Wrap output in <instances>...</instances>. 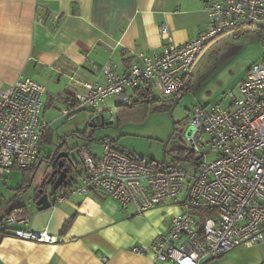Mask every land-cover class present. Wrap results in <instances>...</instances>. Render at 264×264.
Listing matches in <instances>:
<instances>
[{
    "label": "built area",
    "instance_id": "1",
    "mask_svg": "<svg viewBox=\"0 0 264 264\" xmlns=\"http://www.w3.org/2000/svg\"><path fill=\"white\" fill-rule=\"evenodd\" d=\"M205 10L206 27L186 42L173 43L168 27L160 24L165 40L160 52H137L140 63H132L123 75L102 65L105 84L74 80L79 88L61 114L96 110L113 96L129 105L138 97L136 90L144 88L150 98L175 97L211 40L242 25L264 26V0H205ZM43 93V84L28 76L0 89V175L26 168L40 155L49 125L42 115ZM182 130L187 133L172 138L182 139L194 162H141L110 141L103 143L100 155L78 145L80 181L59 187L50 205L91 191L122 207L133 204L138 213L164 201L178 202L182 209L149 246L156 260L172 264H210L236 246L264 244V59L253 62L220 102L193 106ZM27 223V215L1 216L0 242L9 236L40 244L62 241ZM132 251L142 254L146 249L133 246Z\"/></svg>",
    "mask_w": 264,
    "mask_h": 264
},
{
    "label": "crops",
    "instance_id": "2",
    "mask_svg": "<svg viewBox=\"0 0 264 264\" xmlns=\"http://www.w3.org/2000/svg\"><path fill=\"white\" fill-rule=\"evenodd\" d=\"M207 22L205 0H0V89L19 76L40 83L49 76L46 80L53 81L54 93L65 95L66 105L79 88L74 80L105 84L102 65L109 64L123 75L132 63H140L137 52H160L165 43L160 24L168 27L173 43L181 44ZM200 56L185 78L183 93L193 85L192 74ZM52 98L50 95V102ZM19 170L22 176L15 169L10 175L22 178L21 184H25L33 173L29 176L26 170ZM78 181L80 171L70 184ZM32 203L13 205H24L20 210L28 216L26 227L46 229L62 241L40 244L6 237L0 242V264H172L156 260L149 246L168 227L171 216L182 209L178 202L164 201L138 213L133 204L122 207L116 199L91 191L41 210L34 199ZM133 246L146 251L135 253ZM241 250L226 252L210 264L215 259L220 264L237 259ZM259 263L257 257L249 261Z\"/></svg>",
    "mask_w": 264,
    "mask_h": 264
},
{
    "label": "rangeland",
    "instance_id": "3",
    "mask_svg": "<svg viewBox=\"0 0 264 264\" xmlns=\"http://www.w3.org/2000/svg\"><path fill=\"white\" fill-rule=\"evenodd\" d=\"M231 31L218 35L210 41L200 56V63L193 71L194 82L186 93L180 97L160 98L154 104L139 101L133 105H124L116 96L107 98L97 106V110L83 109L69 116L61 114L65 108L63 97L54 93L53 81L46 76L40 80L44 86L42 96V115L53 132V142L65 141L66 148L84 145L89 152L100 153L103 143L112 142L146 161H170L165 149L183 146L182 139L172 141L175 133L185 135L184 129L190 119V110L197 104L210 105L221 101L222 93L231 88L253 62L264 59V26L242 25ZM57 87V86H56ZM56 90L58 88H55ZM53 92V94H52ZM152 94H155L152 92ZM52 96V102L49 96ZM137 99V98H136ZM152 98L146 96L144 100ZM135 100V99H134ZM97 111V112H96ZM83 137L77 132L83 133ZM56 144V145H57ZM54 145L43 142L40 158L52 150ZM82 167L80 161L74 171V177ZM47 166L44 161L37 164L31 180L22 185L23 179L5 173L0 175V213L16 203L33 204V189L46 176ZM22 176V171L15 169ZM18 173V174H19ZM71 181V180H70ZM242 249L237 259L230 258L225 264H249L255 257L264 260V244L253 246L239 245ZM212 264H220L218 259ZM213 262V261H212Z\"/></svg>",
    "mask_w": 264,
    "mask_h": 264
},
{
    "label": "water",
    "instance_id": "4",
    "mask_svg": "<svg viewBox=\"0 0 264 264\" xmlns=\"http://www.w3.org/2000/svg\"><path fill=\"white\" fill-rule=\"evenodd\" d=\"M172 141L177 140L172 138ZM56 144L57 143H53L52 145H54V147L52 150L37 162V164H39L41 161H44L47 166L46 171H48L44 177L45 182L42 183L43 179L33 189L32 197L38 210L50 206V198L59 187L71 185L70 180L74 178L75 167L81 161L77 152L78 145L73 149L66 148L64 139L57 145ZM60 148H62V150H59ZM37 164L35 165L34 171L37 168Z\"/></svg>",
    "mask_w": 264,
    "mask_h": 264
},
{
    "label": "trees",
    "instance_id": "5",
    "mask_svg": "<svg viewBox=\"0 0 264 264\" xmlns=\"http://www.w3.org/2000/svg\"><path fill=\"white\" fill-rule=\"evenodd\" d=\"M236 31H233V33L235 34ZM215 39V38H214ZM212 41V40H211ZM186 89V83L184 84V88H183V91ZM188 89V88H187ZM183 92L180 93V95L182 94ZM148 96V90L147 89H143L141 90V92L138 93V97L137 99H135L131 104L129 105H133L134 103H137L139 102L140 100L141 101H144V102H148V103H152L154 104L156 101H158V99H150V100H144L145 97ZM124 105H127V104H124ZM83 134H86V131H84L83 133H79L77 132V135L80 136V137H83ZM172 137V136H171ZM47 142L48 144L52 145L54 142H53V132H51V130L47 127L43 134H42V138H41V142L40 144L42 145L43 142ZM121 151L125 152L127 155H129L132 159L134 160H137V161H146L144 159L143 156H140V155H136L135 153H132L124 148H120ZM166 153H169L170 155V161L171 162H180V161H183V160H187V161H191V162H194L195 158H194V154L193 152L188 149L185 145L181 146V147H174V148H171L169 150L165 149V152H164V157H165V154ZM45 157V156H44ZM42 157V158H44ZM41 159L40 158V155L34 160V162L26 167V168H23L22 170H26L29 174V176L33 173V170L35 168V165L37 164V161ZM165 159V158H164ZM154 160H150L149 162H153ZM148 162V161H147ZM30 178V177H29ZM28 178V181L30 180ZM45 182V179L42 181V183ZM23 184L19 187V189H22L23 188ZM64 187V186H63ZM20 209H24V205H17V206H13L9 212H7V214H11V213H14V214H17V215H25V212L20 210ZM66 227V225H65Z\"/></svg>",
    "mask_w": 264,
    "mask_h": 264
},
{
    "label": "flooded vegetation",
    "instance_id": "6",
    "mask_svg": "<svg viewBox=\"0 0 264 264\" xmlns=\"http://www.w3.org/2000/svg\"><path fill=\"white\" fill-rule=\"evenodd\" d=\"M57 143V142H56ZM59 150H62V148H60Z\"/></svg>",
    "mask_w": 264,
    "mask_h": 264
}]
</instances>
